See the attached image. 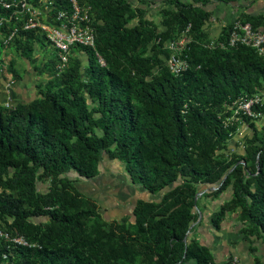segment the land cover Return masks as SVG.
<instances>
[{"label": "trees", "instance_id": "obj_1", "mask_svg": "<svg viewBox=\"0 0 264 264\" xmlns=\"http://www.w3.org/2000/svg\"><path fill=\"white\" fill-rule=\"evenodd\" d=\"M55 1L71 9L68 1ZM188 1L162 0L166 30L158 33L146 10L129 0H78L90 10L106 65L93 50L75 47L84 57L58 74L56 54L36 68L48 79L37 85L35 98L0 106V225L35 245L2 240L0 264H137L135 256L146 253L154 261L145 264H212L190 229L202 213L200 199L216 200L229 190L231 199L214 212L213 226L238 213L245 238L264 243V127L258 131L244 118L253 133L245 155L223 153L238 130L237 123L225 125L230 107L264 87V57L248 47L205 48L208 0ZM189 25L190 68L175 76L164 65V44ZM9 28L0 27V56L17 44L30 58L33 41L45 40L21 31L6 47ZM254 110L264 113V107ZM105 158L123 164L128 181L156 197L138 200L134 223L111 230L107 241L86 233L85 221L99 217L96 204L80 205L87 200L80 185L99 174ZM38 181H49L50 191L38 193ZM41 218L48 223L33 222Z\"/></svg>", "mask_w": 264, "mask_h": 264}, {"label": "rangeland", "instance_id": "obj_2", "mask_svg": "<svg viewBox=\"0 0 264 264\" xmlns=\"http://www.w3.org/2000/svg\"><path fill=\"white\" fill-rule=\"evenodd\" d=\"M129 1L138 10H146L147 17L156 24L158 33L166 30L165 26L162 25L161 10L164 7L162 0H149L148 3H143L144 0ZM33 47L34 52L30 58L21 54L17 44H13L2 51L0 56L1 106L15 107L28 102L37 96V85L47 81L48 75H39L36 68H42L44 65L55 61L56 51L41 38L38 41H33ZM83 54L79 49L72 50L69 56V64L73 58L84 57ZM143 54H151V49L149 48ZM161 68V66H155L153 72L159 74L161 73ZM233 107L234 105L230 108ZM232 113V110H229L228 114L230 115L228 117ZM250 138L251 135L248 127L245 125L237 130V133L230 139L228 147L223 153L228 157L244 156L246 144ZM108 161V158L102 161L99 174L89 181L95 186L92 189L97 188L94 196H90L89 183L84 181L80 185V189L86 194L85 197L87 198V200L84 199L81 202V207L86 209L92 206V204H96L99 213L98 218L85 221L86 233L91 237H100L104 241L108 240L111 230L117 232L118 226L129 227L134 223L133 208L138 200L151 201L152 199H156V197H152L137 186L125 182V180H128V175L123 164L114 161L116 163L111 165L113 163ZM50 186L49 181H38L36 184L38 193L42 194L48 193L51 189ZM207 189L208 187L204 188V190ZM33 222L45 224L48 223V219H34ZM135 261L137 264H145L153 262L154 258L146 253L142 256L136 255Z\"/></svg>", "mask_w": 264, "mask_h": 264}, {"label": "built area", "instance_id": "obj_3", "mask_svg": "<svg viewBox=\"0 0 264 264\" xmlns=\"http://www.w3.org/2000/svg\"><path fill=\"white\" fill-rule=\"evenodd\" d=\"M62 1H68L71 9L63 8L60 6L62 4L55 0H0V7L6 11L5 16H0V27L11 25L5 36L4 45L9 46L21 31H36L56 51L58 74L67 69L70 53L75 47L93 50L98 62L105 66V61L96 50L97 33L90 10L81 7L78 0ZM190 30L191 25L178 39L169 40L164 44L165 50L168 51V55L164 57V65L175 76L183 74L190 68L185 54L191 42ZM203 46L209 50L248 47L254 49L260 57H264V32L255 29L250 22L236 20L231 25L225 42L211 39ZM262 89L264 90V87ZM263 105L259 92L239 98L231 108L233 113L225 125L241 122L243 118L257 119L260 114L255 112L254 108ZM2 240L15 246L35 247L24 236L12 235L0 225V243ZM229 264L242 263L238 258H233Z\"/></svg>", "mask_w": 264, "mask_h": 264}, {"label": "crops", "instance_id": "obj_4", "mask_svg": "<svg viewBox=\"0 0 264 264\" xmlns=\"http://www.w3.org/2000/svg\"><path fill=\"white\" fill-rule=\"evenodd\" d=\"M183 1L189 2L188 0ZM205 9L209 13V20L204 27V33L208 40L215 39L223 42L224 29L231 26L236 20L257 24L258 28L264 32V0H230L229 2L208 0ZM259 93L264 104V90L261 89ZM252 123L260 131L264 127V113H260V116ZM237 124L238 129L247 125L248 131L252 136V128L249 123L241 121L237 122ZM110 162L113 163L111 165L116 163L114 161ZM86 182L90 186V196H94L97 188L92 189L95 187L92 182ZM125 182L131 184L128 180H125ZM230 199L231 190L216 200H213L212 197H202L200 199L202 213L192 227L190 237L195 238L201 245L209 249L212 256V264H229L233 258H238L242 264H264V243L255 237L245 238L243 233L244 225L239 221L238 213H227L219 223L218 229L213 226L212 216L214 212L218 211ZM182 264L198 263L196 260H189Z\"/></svg>", "mask_w": 264, "mask_h": 264}, {"label": "water", "instance_id": "obj_5", "mask_svg": "<svg viewBox=\"0 0 264 264\" xmlns=\"http://www.w3.org/2000/svg\"><path fill=\"white\" fill-rule=\"evenodd\" d=\"M192 229V228H191ZM191 229H190V231H191Z\"/></svg>", "mask_w": 264, "mask_h": 264}]
</instances>
